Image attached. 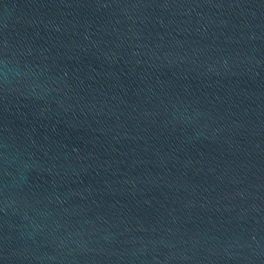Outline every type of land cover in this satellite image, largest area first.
Masks as SVG:
<instances>
[{
  "label": "water",
  "instance_id": "obj_1",
  "mask_svg": "<svg viewBox=\"0 0 264 264\" xmlns=\"http://www.w3.org/2000/svg\"><path fill=\"white\" fill-rule=\"evenodd\" d=\"M0 264H264V0H0Z\"/></svg>",
  "mask_w": 264,
  "mask_h": 264
}]
</instances>
